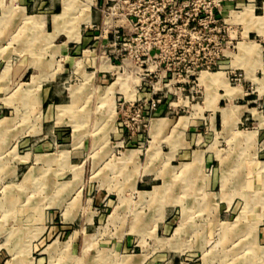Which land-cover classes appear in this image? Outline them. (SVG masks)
<instances>
[{
	"label": "rangeland",
	"instance_id": "obj_1",
	"mask_svg": "<svg viewBox=\"0 0 264 264\" xmlns=\"http://www.w3.org/2000/svg\"><path fill=\"white\" fill-rule=\"evenodd\" d=\"M244 9L0 0V264H264V0Z\"/></svg>",
	"mask_w": 264,
	"mask_h": 264
},
{
	"label": "crops",
	"instance_id": "obj_2",
	"mask_svg": "<svg viewBox=\"0 0 264 264\" xmlns=\"http://www.w3.org/2000/svg\"><path fill=\"white\" fill-rule=\"evenodd\" d=\"M238 3L240 2L241 4H242V6H244L245 7V9L246 8H249V0H236ZM244 9V10H245ZM79 39H80V36H79ZM79 41V40H78ZM77 41V42H78ZM64 45H67V42L66 43H64ZM244 53V52H243ZM252 53H253V47L252 46H249V52H246L245 53V55H246V57L247 58H249V55H252ZM223 99H225V98H223ZM227 99V98H226ZM221 101H223V100H221ZM217 113H219V115L220 116H216L215 115V117H219L220 118V120H221V122L224 124V122H223V117H222V113L220 112V110L217 112ZM225 125V124H224Z\"/></svg>",
	"mask_w": 264,
	"mask_h": 264
},
{
	"label": "bare ground",
	"instance_id": "obj_3",
	"mask_svg": "<svg viewBox=\"0 0 264 264\" xmlns=\"http://www.w3.org/2000/svg\"><path fill=\"white\" fill-rule=\"evenodd\" d=\"M203 82H205V83H211V84H215V83H218L219 82V78H217V77H204L203 78Z\"/></svg>",
	"mask_w": 264,
	"mask_h": 264
}]
</instances>
